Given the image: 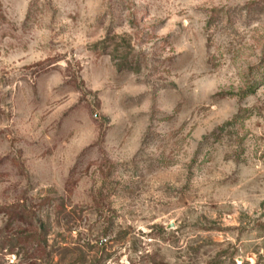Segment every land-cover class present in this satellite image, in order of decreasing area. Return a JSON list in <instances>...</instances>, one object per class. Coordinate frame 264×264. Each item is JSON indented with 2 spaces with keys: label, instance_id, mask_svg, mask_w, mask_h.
Masks as SVG:
<instances>
[{
  "label": "rangeland",
  "instance_id": "1",
  "mask_svg": "<svg viewBox=\"0 0 264 264\" xmlns=\"http://www.w3.org/2000/svg\"><path fill=\"white\" fill-rule=\"evenodd\" d=\"M0 264H264V0H0Z\"/></svg>",
  "mask_w": 264,
  "mask_h": 264
}]
</instances>
